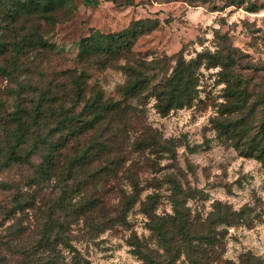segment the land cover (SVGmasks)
<instances>
[{
	"label": "rangeland",
	"instance_id": "obj_1",
	"mask_svg": "<svg viewBox=\"0 0 264 264\" xmlns=\"http://www.w3.org/2000/svg\"><path fill=\"white\" fill-rule=\"evenodd\" d=\"M207 1L68 0L73 14L43 35L54 46L55 53L42 66V74L45 80H49L52 73L66 69L79 72L81 66L76 62V54L81 39L93 33H118L134 21L151 19L157 23L155 30L140 37L132 47L133 53L140 58L150 61L166 56L170 73L180 56L185 61L203 51H220L224 56V48L229 46L239 65L235 71L249 80L252 94L264 93V0H244L243 4L234 6H225L226 0ZM213 6L218 11H210ZM251 6L254 12L247 11ZM220 36H226L228 42L221 41ZM248 63L260 67V70L251 72L244 69ZM220 71V67L203 65L199 68L196 96L189 107L161 116L153 108L154 99L150 98L143 108L142 122L158 135L160 142L175 141L174 160L164 152H135L132 142L136 136L129 132V139L114 148L119 158L122 157L117 179L112 175L96 176V180L90 178L103 165L97 161L88 165L87 176H80L77 181L69 180L66 173L61 175L72 156L71 145L56 158L57 175L55 172L53 175L56 176L46 183L37 184L35 177L46 154L45 146L30 154L27 163L2 168L1 264H21V257L17 254L19 249L40 239L45 217L49 214L55 222L62 223V232L69 237L70 244L78 253L75 256L57 246L56 251L64 258L65 264H143L133 255L131 241L138 239L153 250H158V244L147 227L148 218L140 203L151 196L155 215L172 214L171 179L180 185L184 205L191 217L201 222L215 211L216 202L240 213V219H235L233 224L219 226L226 232L223 238L224 260L239 264L240 256L249 253L264 262V168L256 159L242 157L218 140L210 126L211 118L223 101L224 84ZM89 72V85H97L105 99L118 98L117 90L125 81L120 70L92 68ZM16 89L14 80L0 76V101L4 102L6 113L15 110L12 92ZM82 106L79 104L76 111L80 112ZM0 113L3 114V110ZM92 136L89 133L80 139L78 149L88 145ZM4 141L5 135L0 127L1 153L4 152ZM112 147L108 159L113 157ZM126 169L134 174L141 190L139 200L128 210L116 207L119 206L120 189L126 195L131 194V187L123 174ZM77 182H80V187H77ZM65 187L66 207H54ZM94 193L103 196L105 207H96L83 216H75L79 202L85 197L90 199ZM30 198H33V206H19ZM19 234L20 243L17 239Z\"/></svg>",
	"mask_w": 264,
	"mask_h": 264
},
{
	"label": "trees",
	"instance_id": "obj_2",
	"mask_svg": "<svg viewBox=\"0 0 264 264\" xmlns=\"http://www.w3.org/2000/svg\"><path fill=\"white\" fill-rule=\"evenodd\" d=\"M67 1L0 0V76L14 80L17 87L12 92L16 103L12 113H6L4 102L0 101V110L4 112L0 113V127L5 135L4 152L1 153L0 149V170L13 164L27 163L30 154L45 146L46 154L35 177L37 184L46 183L57 175L56 158L71 145L72 156L61 175L66 173L71 181L86 177L87 166L97 161L103 165L90 178L96 180V176L112 175L117 179L122 157L119 158L114 148L129 139V132L136 136L132 142L135 152H164L174 160L175 141L171 139L161 143L158 135L142 122V111L150 98L154 99L153 108L161 116L191 106L197 91V71L203 65L220 67L224 84L223 101L210 120L216 138L240 156L256 159L264 168V93L252 94L249 80L235 71L239 65L229 46L224 48V56L220 51H203L187 61L180 56L168 73V57L146 61L132 51L136 41L157 26L155 21L143 19L134 21L118 33H93L81 39L76 54L81 70L66 69L52 73V78L45 80L42 66L55 51L43 35L73 14V8ZM207 3H211L210 0ZM243 3L244 0H226L225 6ZM210 11L218 10L213 6ZM247 11L254 12L255 9L251 6ZM219 39L228 42L226 36ZM92 68L101 71L115 68L124 74L125 81L117 90V99H105L97 85L88 84L91 77L89 69ZM244 69L257 72L260 67L248 63ZM81 103L82 109L77 112ZM89 133L93 134L91 142L78 149L80 139ZM114 144L117 145L112 147ZM110 147L113 157L108 159ZM123 172L131 194L126 195L120 189L119 206L116 207L128 210L139 200L141 190L134 174L128 169ZM170 183L172 214L155 215L151 196L140 203L158 250L150 249L134 238L130 244L133 255L143 264H232L222 258L226 232L219 226L233 224L235 219H240V213L216 202L215 211L201 222L191 217L185 207L180 185L172 179ZM77 187H80V182H77ZM66 193L65 187L54 207H66ZM79 203L74 212L77 217L96 207H105L103 196H96V193ZM33 205V198L19 204L20 207ZM62 231V223L55 222L52 214L46 215L40 239L19 249L17 254L21 257V264H65L64 258L56 251L59 245L76 256V249ZM17 239L20 243V234ZM73 258L83 261L79 257ZM239 264L264 262L246 253L240 256Z\"/></svg>",
	"mask_w": 264,
	"mask_h": 264
}]
</instances>
